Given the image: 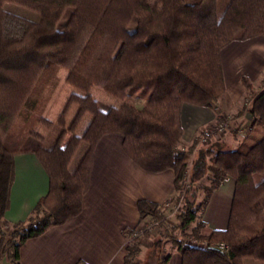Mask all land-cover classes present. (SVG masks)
<instances>
[{
    "label": "trees",
    "instance_id": "16d2710c",
    "mask_svg": "<svg viewBox=\"0 0 264 264\" xmlns=\"http://www.w3.org/2000/svg\"><path fill=\"white\" fill-rule=\"evenodd\" d=\"M6 4L38 17L10 12ZM256 37H264V0H0V127L5 131L0 136V264H22L19 253L26 241L81 213L95 147L108 134L122 136L126 154L144 171L172 170L178 192L173 200L181 205L176 223L170 224L163 205L138 201L140 225L145 220L156 223L162 235L153 239L144 226V239L127 246L125 264H136L132 259L149 237L144 257L149 264H166V241L181 255V264H264V90L253 101L249 132L237 148L225 150L215 142L195 152L196 139L179 149L183 105L216 109L226 91L222 50ZM61 68L79 93L71 95L61 128L51 139L34 134L41 141L34 152L48 174L49 191L30 219L10 225L4 215L14 182V156L25 152L15 138L41 108L44 92ZM241 83L251 90L248 78L242 77ZM94 88L124 103L102 109L92 96ZM131 97H144L146 104L140 108L126 102ZM73 104L78 110L65 128V113ZM86 116L91 120L78 136L75 130ZM39 121L50 127L48 121ZM69 132L73 135L63 146ZM84 141L87 177L74 182L66 194L63 174ZM227 177L235 181L228 225L204 233L202 212ZM191 239L203 246L192 247ZM220 242L229 246V254L215 247Z\"/></svg>",
    "mask_w": 264,
    "mask_h": 264
},
{
    "label": "crops",
    "instance_id": "0c3cea01",
    "mask_svg": "<svg viewBox=\"0 0 264 264\" xmlns=\"http://www.w3.org/2000/svg\"><path fill=\"white\" fill-rule=\"evenodd\" d=\"M71 12V9L68 10V18ZM221 61L225 94L214 110L183 105L181 151L198 139L199 133L219 117L234 119L230 123L229 133L220 142L222 146L230 145V150L237 148L232 138L235 131L243 133L250 129L248 123L252 117L240 108L245 96L240 80L242 77L248 78L253 87L261 83L264 74V37L230 43L222 50ZM25 144L31 149L14 156V182L9 207L4 215L10 225L30 219L39 201L49 191V177L34 152L37 146H34L33 137L28 138ZM79 149L63 174L66 194L70 193L74 182L87 177L83 168L86 152L78 155L77 159ZM89 178L90 186L84 196L81 213L63 225L51 227L41 236L26 241L19 253L22 264H125L128 246L126 233L141 226L138 201L147 200L162 205L176 193L174 172L150 173L141 169L126 154L123 138L119 134H108L99 140ZM234 190L235 181L227 177L212 194L202 216L206 233L226 229ZM144 222L149 223V220ZM147 249L142 253L144 256ZM165 257L166 264H181V255L176 249ZM3 264L10 263L5 260Z\"/></svg>",
    "mask_w": 264,
    "mask_h": 264
},
{
    "label": "rangeland",
    "instance_id": "374dc122",
    "mask_svg": "<svg viewBox=\"0 0 264 264\" xmlns=\"http://www.w3.org/2000/svg\"><path fill=\"white\" fill-rule=\"evenodd\" d=\"M4 8L10 12H15L16 14L22 15L24 17H27L29 19H34L36 20V18L38 17V14L31 12L28 9H25L23 7L17 6V5H13V4H6L4 6ZM68 11L66 12V14L64 15V17L62 18V21L59 25L60 28H62L63 25L66 24L67 20H68ZM237 42V41H235ZM232 42V43H235ZM68 75V71L65 68H61L58 73L57 76H55L54 80H53V86H49L43 95V104L41 105V108L34 112L28 122L24 125V127L17 132V136L15 138L16 142L19 143L20 147L22 150L24 151H28L29 145L25 144L26 141L28 140V138L33 137L34 139V146H37L36 149L41 145V141L39 139H37L34 134L39 135L40 137L44 138V139H51V134H56L57 130H60V117L61 115L64 113V110L66 108V105L71 97V95L73 93H79L78 91H76L75 88H73L71 85H69L66 81V77ZM242 79V78H241ZM241 83V80H240ZM252 88L251 90L246 89L242 83V87L244 89L245 92V96L243 98L242 104L240 105V108L242 111H246L248 112L247 114H249V111L252 107L253 101L256 98L257 95H259L263 90H264V74H263V78L261 80V83L258 85L256 84L255 87H253L252 82L250 81ZM92 96L99 102V104L101 105V107L103 108H108V107H120L124 101L120 100L118 98H115L114 96L104 92L102 89L100 88H94L92 90ZM126 102L135 104L138 107H143L146 104V99L144 97L141 98H135V97H131L128 98L126 100ZM107 106V107H106ZM78 107L76 104H73L69 107V109L67 110V112L65 113V117H66V126L65 128H68L70 126V124L72 123V121L75 118V115L77 113ZM239 115V114H238ZM236 115V116H238ZM252 117V116H251ZM43 119L45 121H48L50 124V127L48 125H45L44 123L40 122L39 120ZM91 120V116H86L80 123V125L78 126V128L75 130V134L78 136H82L89 124ZM223 120H230V123L234 120L231 117H224L223 119H221L220 117L218 118V120L208 126L205 127L200 133L199 136L203 135V133L207 130H209L211 127H213V125H218L217 123ZM252 122V118L250 120V122L248 123V126L251 125ZM247 126V127H248ZM229 129H230V124L229 126L226 128L225 131L219 132L218 134L216 133L211 139L205 141L204 144H202L200 147H198L199 149H207L208 147H210L211 145H214L215 142L220 143L221 140L225 139V135H227L229 133ZM4 132L2 131V128L0 127V136H2V138H4ZM249 130H247L246 132H240L238 133V131H235L234 133V137L233 141L236 142L235 145H237V147L242 143V141L245 139V137L247 136ZM72 133H67V135L65 136V139L62 143L63 146H65L68 142V140L72 137ZM201 139V137H200ZM181 143V142H180ZM221 144V143H220ZM226 144V143H225ZM222 146V144L220 145ZM226 146V147H225ZM181 146L179 145V148ZM225 150H230V145H223V147ZM88 149V143L87 142H82L79 152L77 153L76 158L78 157V155L80 156L81 154H84L85 152H87ZM35 150V149H34ZM197 150H195L196 152ZM190 156L189 158V169L192 168V165L194 164L195 158H194V154ZM78 159V158H77ZM76 163V162H75ZM204 185H209V181L205 180ZM178 192L175 193L174 196H177ZM205 197V193L203 191H201V193L199 194V199L202 201ZM173 199V198H172ZM166 204V202L163 205ZM165 209V207H164ZM46 211V210H45ZM205 210L202 212V215L204 214ZM45 215V212H41L40 216L43 217ZM168 216V220L170 224H175L176 223V219H175V214H171L169 213ZM142 224H145V226H149L148 223L143 222ZM151 224H153V222H151ZM150 224V225H151ZM143 228H145L144 226H142ZM9 229V228H7ZM135 229H132L131 231H134ZM148 232L151 234L153 239H157L159 238L162 234H161V230L157 229L156 226H152L151 229H148ZM203 232L206 233L205 228H203ZM127 238H128V245H133L134 243H137L138 241H136V239L139 240H143L144 239V233L143 230H136L135 234H131L130 232L127 231L126 233ZM152 238H148L143 241V245H142V253L147 249V247H149V244H151L152 242ZM135 239V240H134ZM188 243L192 246V247H199V246H203V243L195 240V239H191L188 241ZM218 244V243H217ZM173 249L172 245L170 242L166 241L164 244V248H163V252H162V258L165 259L168 255V253ZM138 255L137 258L132 259L133 263L136 264H149V260H144V255L143 254Z\"/></svg>",
    "mask_w": 264,
    "mask_h": 264
},
{
    "label": "built area",
    "instance_id": "2783aa9c",
    "mask_svg": "<svg viewBox=\"0 0 264 264\" xmlns=\"http://www.w3.org/2000/svg\"><path fill=\"white\" fill-rule=\"evenodd\" d=\"M218 125H213V127H211L209 130L205 131L203 133V135H201V139L200 137H198L197 139V145H196V150L198 149V147H200L202 144L205 143V141L211 139L216 133L218 134L219 132L225 131L226 128L229 126L230 124V120H223L217 123ZM193 155V154H192ZM190 170L191 168L188 170V173L185 177L184 180V185H183V191L184 193L187 191V189L189 188V175H190ZM165 207V211L167 213V215H169V213L171 214H176L177 212H179L181 210V205L180 203H176L173 199H170L166 202V204L164 205ZM149 224V223H148ZM151 224V223H150ZM149 226H146V228L151 229L152 226H156V223H153ZM142 226H145V224H141V226H139L138 228H136L134 231L129 230L128 232H130L131 234H135L136 230H143ZM215 247L221 251L223 254L227 255L229 254V246L225 243V242H220L218 244L215 245Z\"/></svg>",
    "mask_w": 264,
    "mask_h": 264
}]
</instances>
